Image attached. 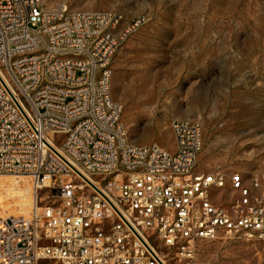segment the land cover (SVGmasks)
<instances>
[{
  "label": "built area",
  "instance_id": "1",
  "mask_svg": "<svg viewBox=\"0 0 264 264\" xmlns=\"http://www.w3.org/2000/svg\"><path fill=\"white\" fill-rule=\"evenodd\" d=\"M121 23L0 0V175L49 191L0 218V264H197L222 234L264 240V172L197 171L199 120L173 121V151L128 137L111 64L138 22Z\"/></svg>",
  "mask_w": 264,
  "mask_h": 264
},
{
  "label": "rangeland",
  "instance_id": "2",
  "mask_svg": "<svg viewBox=\"0 0 264 264\" xmlns=\"http://www.w3.org/2000/svg\"><path fill=\"white\" fill-rule=\"evenodd\" d=\"M43 1L121 15V28L138 22L111 64L112 97L133 142L173 151V121L196 119L197 171L264 172V0ZM5 175L17 176H0V217L28 215L32 178ZM196 262L264 264V240L222 234L201 244Z\"/></svg>",
  "mask_w": 264,
  "mask_h": 264
},
{
  "label": "bare ground",
  "instance_id": "3",
  "mask_svg": "<svg viewBox=\"0 0 264 264\" xmlns=\"http://www.w3.org/2000/svg\"><path fill=\"white\" fill-rule=\"evenodd\" d=\"M0 176H17V175H5V174H3V175H0ZM23 177H24V176H23ZM29 180H30V179H29ZM30 184H31V182H30ZM31 187H32V186H31ZM32 190H33V193H34L32 204H33V206H34V202H35V198H36V194H37V193H36V191L33 189V187H32ZM29 210H30V209H29ZM29 210H28L27 212H24V213L6 214V215H4V216H2V217H0V218H5V217L11 216V215H13V216H21V215H24V214L28 213Z\"/></svg>",
  "mask_w": 264,
  "mask_h": 264
}]
</instances>
